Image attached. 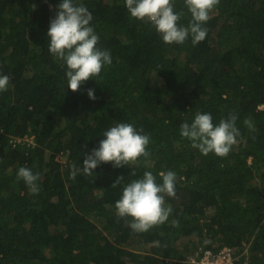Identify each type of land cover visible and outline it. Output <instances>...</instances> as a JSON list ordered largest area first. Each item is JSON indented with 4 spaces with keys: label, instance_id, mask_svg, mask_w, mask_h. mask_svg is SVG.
<instances>
[{
    "label": "trees",
    "instance_id": "16d2710c",
    "mask_svg": "<svg viewBox=\"0 0 264 264\" xmlns=\"http://www.w3.org/2000/svg\"><path fill=\"white\" fill-rule=\"evenodd\" d=\"M58 2L0 0V73L10 78L0 91V264H191L222 248L236 264H264V0H218L195 46L165 44L123 0H83L112 64L77 91L47 48ZM175 8L186 26L184 0ZM198 111L214 123L237 115L226 156L202 155L180 136ZM117 122L148 134L150 155L70 178ZM21 166L39 173L38 193L17 178ZM168 170L177 175L169 220L133 232L115 209L122 187Z\"/></svg>",
    "mask_w": 264,
    "mask_h": 264
},
{
    "label": "clouds",
    "instance_id": "9594fccd",
    "mask_svg": "<svg viewBox=\"0 0 264 264\" xmlns=\"http://www.w3.org/2000/svg\"><path fill=\"white\" fill-rule=\"evenodd\" d=\"M217 3L218 0H184V7L191 14V20L185 26L179 23L184 12L176 10L175 0H123L130 16L148 22L165 44H183L190 39L194 46L205 40V24ZM92 21L93 14L83 0H59L55 15L49 21L47 48L65 69L68 90L77 91L85 81L97 80L102 69L112 64L111 52L99 47L100 37ZM9 79L7 74L0 73V91L7 90ZM87 95L95 99L94 89H87ZM237 119V115L230 113L214 123L211 113L198 111L190 122L180 124L179 134L202 155L214 153L224 157L240 135ZM244 123L253 127L249 120ZM102 136L98 146L85 154L82 165L71 166L70 178L80 173L90 175L102 163L112 162L114 167H122L150 155L147 151L150 136L134 123L117 122L105 129ZM159 177L158 181L151 171H145L122 187L115 209L133 232H147L169 220L173 209L165 203V198L175 196L177 175L168 170L160 172ZM17 178L23 180L31 193H38L39 173L21 166ZM120 179L122 177L113 186Z\"/></svg>",
    "mask_w": 264,
    "mask_h": 264
},
{
    "label": "built area",
    "instance_id": "2783aa9c",
    "mask_svg": "<svg viewBox=\"0 0 264 264\" xmlns=\"http://www.w3.org/2000/svg\"><path fill=\"white\" fill-rule=\"evenodd\" d=\"M32 139H25L24 141L32 143ZM18 143L22 140H16ZM247 251H243L241 256H244ZM239 256H235V252L229 248H222L218 251L212 249H206L200 253H197L194 258L191 259V264H236L239 260Z\"/></svg>",
    "mask_w": 264,
    "mask_h": 264
},
{
    "label": "rangeland",
    "instance_id": "374dc122",
    "mask_svg": "<svg viewBox=\"0 0 264 264\" xmlns=\"http://www.w3.org/2000/svg\"><path fill=\"white\" fill-rule=\"evenodd\" d=\"M30 142V140H28ZM59 161L61 162V164H65L67 162V156H60L59 157Z\"/></svg>",
    "mask_w": 264,
    "mask_h": 264
}]
</instances>
